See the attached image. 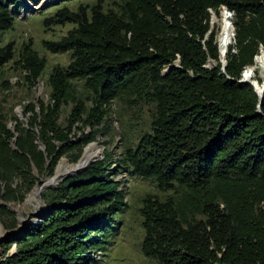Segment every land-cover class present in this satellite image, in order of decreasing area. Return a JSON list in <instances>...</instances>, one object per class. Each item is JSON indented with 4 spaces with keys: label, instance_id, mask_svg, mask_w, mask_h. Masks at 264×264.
<instances>
[{
    "label": "trees",
    "instance_id": "16d2710c",
    "mask_svg": "<svg viewBox=\"0 0 264 264\" xmlns=\"http://www.w3.org/2000/svg\"><path fill=\"white\" fill-rule=\"evenodd\" d=\"M4 1L0 32L13 22ZM220 7L230 11L233 27L223 67L210 18ZM62 22L72 26L42 40L46 49L68 52L67 63L46 76L48 100L39 99L37 111L28 108L27 126L12 115L10 129L0 111V197L22 199L31 168L50 174L62 153L79 155L94 136L72 143L75 121L100 124L114 99L144 104L148 128L120 156L122 168L165 194L141 200V253L157 264H264V86L259 101L253 86L239 80L264 50V0H117L105 8L96 0L75 10L59 6L42 19L45 26ZM12 56L13 43L0 44V71ZM18 62L30 82L45 63L27 43ZM74 79L87 91L88 106L75 95ZM109 159L103 153L43 189L48 208L3 240L0 264H100L92 251L106 247L115 214L126 205ZM15 176L23 182L12 186ZM0 223L17 225L1 203Z\"/></svg>",
    "mask_w": 264,
    "mask_h": 264
},
{
    "label": "rangeland",
    "instance_id": "374dc122",
    "mask_svg": "<svg viewBox=\"0 0 264 264\" xmlns=\"http://www.w3.org/2000/svg\"><path fill=\"white\" fill-rule=\"evenodd\" d=\"M96 0H5L4 4L10 14L13 15L11 27L0 32V44L8 41L13 43V56L1 68L0 71V111L3 113L6 126L12 129L15 120L12 115L21 121L22 125L27 126L28 119L31 116L32 106L37 109L39 99L48 100L49 88L45 83L46 76L53 65L64 66L68 61L67 51H51L42 45L43 39H58L66 30L72 26L70 22L43 25L42 19L52 14L55 8L65 5L71 10H75L78 4H92ZM103 6L114 5L117 0H100ZM220 7L219 16L211 11V23L217 29L215 36L217 47L219 45V35L222 28L223 10ZM224 14V13H223ZM229 19V15H227ZM232 36L230 38V43ZM24 43L30 45L37 54L43 57L45 63L41 74L34 82L27 78L28 71L18 62V56ZM212 60H207L206 65H212ZM245 67L242 68L244 70ZM241 70V77L242 72ZM75 95L85 100L88 106L89 100L85 99L87 91L82 86L80 79H74ZM72 102L62 103L58 112V123H65V118L69 112ZM106 115L104 121L100 124L75 121L72 131L68 134L72 143L80 142L83 135H93V139L81 146L78 156L73 155L74 150L62 153L57 159L52 172L39 174L34 168L30 169L33 175L31 188L25 193L22 199L7 200L0 197V203L6 205L15 218L16 227L11 229L3 228L0 223V258L5 253V246L1 243L4 239L10 238V235L17 232L21 226L27 222L39 221L44 211L48 208L47 204L41 198V192L34 194L35 190L42 185L43 181L56 175L61 165L67 169H74L83 156L85 148L92 146L97 153L91 159L99 157L103 153H108L109 163L118 173L116 179L124 191V200L126 205L115 214L113 226L116 233L108 238V243L103 250L92 251V256L100 264H157L154 260L145 257L140 251V241L143 234L141 226V215L139 207L145 194H156L159 198L165 196L164 192L157 189L153 180L141 177L136 174H130L128 167L122 168L120 156L124 146H134L138 136L142 131L148 128L147 105H130L120 99H114L105 105ZM84 116V113H83ZM58 148V146H57ZM90 160V161H91ZM54 173V174H53ZM53 174V175H52ZM52 175V176H50ZM41 180V181H40ZM23 180L18 176L13 177L11 185L22 183ZM51 186V185H50ZM0 187H3L1 183ZM5 194L3 190L0 191ZM47 207V208H46ZM43 208L42 211L39 210ZM14 243L6 247V252L14 250Z\"/></svg>",
    "mask_w": 264,
    "mask_h": 264
},
{
    "label": "bare ground",
    "instance_id": "6f19581e",
    "mask_svg": "<svg viewBox=\"0 0 264 264\" xmlns=\"http://www.w3.org/2000/svg\"><path fill=\"white\" fill-rule=\"evenodd\" d=\"M227 15H223L222 20V28L219 35V45L218 50L220 51V58L223 56L224 49L227 47L228 43H230V38L232 36V28L231 24L227 21ZM264 77V50L261 49L253 59V64L247 66L243 70L242 78L249 80L253 83L257 92H259V87L261 86L260 80ZM97 153V151L90 145L85 148L82 158L77 163L74 169H67L66 166L61 165L58 168V172L53 177L46 179L43 181L42 185H40L34 192V194H39L43 188H47L50 185L56 183V181L64 174L74 171L75 169L81 168L86 163H88Z\"/></svg>",
    "mask_w": 264,
    "mask_h": 264
},
{
    "label": "water",
    "instance_id": "95a60500",
    "mask_svg": "<svg viewBox=\"0 0 264 264\" xmlns=\"http://www.w3.org/2000/svg\"><path fill=\"white\" fill-rule=\"evenodd\" d=\"M227 12H228L227 9L223 10V13H224V14L222 13V15H227ZM227 21L231 24V22H230L229 19H228ZM231 28H232V35H233V27H232V24H231ZM225 52H226V48L224 49V52H223V56H222V58H220V62H221V64H222V67H223V65H224V61H225V58H224ZM239 80H240V81H247V82H249V83L253 86L254 91L258 94V96H259V101H260V98H261V91H262L263 86H264V80L262 79L261 82H260L261 86L259 87V90H260L259 92L256 91V89H255V87H254V85H253V83H252L251 81L246 80V79H244V78H242V77H240ZM259 101H258V103H257V109H256L257 112H259ZM86 164H87V163H86ZM86 164H85V165H86ZM85 165H84V166H85ZM84 166H82V167H84ZM82 167H81V168H82ZM81 168L75 169V170L72 171V172H69V173H66V174L62 175V176L56 181V183H57L60 179H62L63 177H65V176H67V175H73V174H75V173H76L79 169H81ZM40 181H41V180H40Z\"/></svg>",
    "mask_w": 264,
    "mask_h": 264
},
{
    "label": "built area",
    "instance_id": "2783aa9c",
    "mask_svg": "<svg viewBox=\"0 0 264 264\" xmlns=\"http://www.w3.org/2000/svg\"><path fill=\"white\" fill-rule=\"evenodd\" d=\"M227 15H229V16L231 15L230 11L227 12Z\"/></svg>",
    "mask_w": 264,
    "mask_h": 264
},
{
    "label": "clouds",
    "instance_id": "9594fccd",
    "mask_svg": "<svg viewBox=\"0 0 264 264\" xmlns=\"http://www.w3.org/2000/svg\"><path fill=\"white\" fill-rule=\"evenodd\" d=\"M241 77V76H240Z\"/></svg>",
    "mask_w": 264,
    "mask_h": 264
}]
</instances>
